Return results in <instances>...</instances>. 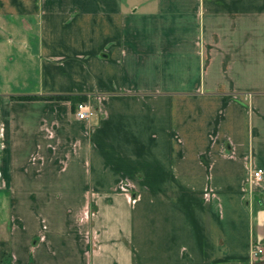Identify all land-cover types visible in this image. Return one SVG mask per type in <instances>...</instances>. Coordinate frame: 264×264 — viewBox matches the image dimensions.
<instances>
[{
	"label": "crops",
	"instance_id": "1",
	"mask_svg": "<svg viewBox=\"0 0 264 264\" xmlns=\"http://www.w3.org/2000/svg\"><path fill=\"white\" fill-rule=\"evenodd\" d=\"M257 168L264 0H0V264H264Z\"/></svg>",
	"mask_w": 264,
	"mask_h": 264
},
{
	"label": "built area",
	"instance_id": "2",
	"mask_svg": "<svg viewBox=\"0 0 264 264\" xmlns=\"http://www.w3.org/2000/svg\"><path fill=\"white\" fill-rule=\"evenodd\" d=\"M94 113L93 107L84 100L77 101L74 106L73 115L78 120L88 119ZM264 173V169L257 168L253 171L252 180H260ZM261 252V249H254L252 255L255 256Z\"/></svg>",
	"mask_w": 264,
	"mask_h": 264
},
{
	"label": "rangeland",
	"instance_id": "3",
	"mask_svg": "<svg viewBox=\"0 0 264 264\" xmlns=\"http://www.w3.org/2000/svg\"><path fill=\"white\" fill-rule=\"evenodd\" d=\"M17 61L19 62V65H26V61H25V59H23V58H19V59H17ZM33 67V66H32ZM32 67H30V72L29 73H25V74H17V76H19V78L18 79H20L22 76H24L27 80L25 81V82H23L22 83V81H23V78H22V80H19L20 82L19 83H21V84H24V85H29L30 83H32V80H33V78L34 77H36L35 76V74H34V70L32 69ZM25 90H35V89H30V86L27 88V89H25V87H24V89H22L21 87H13V88H11L10 90H9V92H12V93H14V92H26Z\"/></svg>",
	"mask_w": 264,
	"mask_h": 264
},
{
	"label": "trees",
	"instance_id": "4",
	"mask_svg": "<svg viewBox=\"0 0 264 264\" xmlns=\"http://www.w3.org/2000/svg\"><path fill=\"white\" fill-rule=\"evenodd\" d=\"M19 99H34V98H55V99H65V98H70L72 100V102H77V101H81L82 97H75V96H71V95H55V96H37V95H24V96H19L17 97Z\"/></svg>",
	"mask_w": 264,
	"mask_h": 264
}]
</instances>
